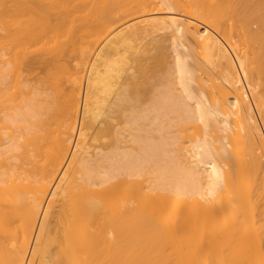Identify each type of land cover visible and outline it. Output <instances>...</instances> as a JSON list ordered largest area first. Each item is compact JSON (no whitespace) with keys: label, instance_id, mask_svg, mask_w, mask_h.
<instances>
[{"label":"bare ground","instance_id":"obj_1","mask_svg":"<svg viewBox=\"0 0 264 264\" xmlns=\"http://www.w3.org/2000/svg\"><path fill=\"white\" fill-rule=\"evenodd\" d=\"M0 264H264V0H0Z\"/></svg>","mask_w":264,"mask_h":264},{"label":"rangeland","instance_id":"obj_2","mask_svg":"<svg viewBox=\"0 0 264 264\" xmlns=\"http://www.w3.org/2000/svg\"><path fill=\"white\" fill-rule=\"evenodd\" d=\"M163 37H164V36H163ZM159 38L161 39L162 37H159ZM168 42H169V41H166V44H168Z\"/></svg>","mask_w":264,"mask_h":264}]
</instances>
